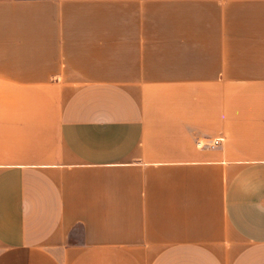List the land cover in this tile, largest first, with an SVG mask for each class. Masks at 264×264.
<instances>
[{
	"label": "crops",
	"instance_id": "crops-1",
	"mask_svg": "<svg viewBox=\"0 0 264 264\" xmlns=\"http://www.w3.org/2000/svg\"><path fill=\"white\" fill-rule=\"evenodd\" d=\"M0 264H264V0H0Z\"/></svg>",
	"mask_w": 264,
	"mask_h": 264
},
{
	"label": "built area",
	"instance_id": "built-area-1",
	"mask_svg": "<svg viewBox=\"0 0 264 264\" xmlns=\"http://www.w3.org/2000/svg\"><path fill=\"white\" fill-rule=\"evenodd\" d=\"M221 142H222V138H217V139L211 141L210 143H203V142L199 141L197 144L199 146L215 147V146L219 145Z\"/></svg>",
	"mask_w": 264,
	"mask_h": 264
},
{
	"label": "rangeland",
	"instance_id": "rangeland-1",
	"mask_svg": "<svg viewBox=\"0 0 264 264\" xmlns=\"http://www.w3.org/2000/svg\"><path fill=\"white\" fill-rule=\"evenodd\" d=\"M211 142V141H210ZM210 142H207V143H210Z\"/></svg>",
	"mask_w": 264,
	"mask_h": 264
}]
</instances>
